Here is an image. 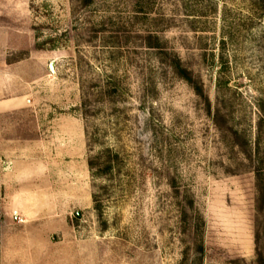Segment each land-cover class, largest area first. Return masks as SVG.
<instances>
[{"label": "rangeland", "instance_id": "374dc122", "mask_svg": "<svg viewBox=\"0 0 264 264\" xmlns=\"http://www.w3.org/2000/svg\"><path fill=\"white\" fill-rule=\"evenodd\" d=\"M2 34L0 264H258L264 0H0Z\"/></svg>", "mask_w": 264, "mask_h": 264}, {"label": "crops", "instance_id": "0c3cea01", "mask_svg": "<svg viewBox=\"0 0 264 264\" xmlns=\"http://www.w3.org/2000/svg\"><path fill=\"white\" fill-rule=\"evenodd\" d=\"M8 35L2 34L0 37V118L26 110L30 104L25 86L27 80L32 78L27 76V59H10L14 47ZM14 133L9 127H0V151H11L12 146H16L12 144L17 142H20L17 146L23 148L33 139L25 131L19 133V137Z\"/></svg>", "mask_w": 264, "mask_h": 264}, {"label": "trees", "instance_id": "16d2710c", "mask_svg": "<svg viewBox=\"0 0 264 264\" xmlns=\"http://www.w3.org/2000/svg\"><path fill=\"white\" fill-rule=\"evenodd\" d=\"M182 77H184L186 80H188V81L191 82V79H190V77H189V75H188V73H187L186 70L184 71V74H182ZM197 90H198V92L201 93L199 87L197 88ZM207 106H208V108H210V105H209L208 102H207ZM235 135H237V133H235ZM93 165H94L93 160L92 159L89 160V166H90V168H92ZM110 168H111L110 163H107V166H106L104 172H107ZM259 177H260V175H258V178ZM259 189H260V201L262 202V205L261 206H264V188L262 186H260ZM258 264H264V256L262 254H260L259 257H258Z\"/></svg>", "mask_w": 264, "mask_h": 264}]
</instances>
